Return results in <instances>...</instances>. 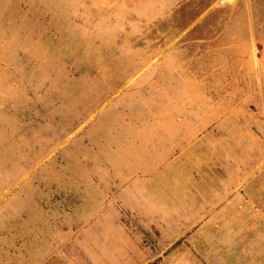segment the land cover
I'll use <instances>...</instances> for the list:
<instances>
[{
	"label": "rangeland",
	"instance_id": "obj_1",
	"mask_svg": "<svg viewBox=\"0 0 264 264\" xmlns=\"http://www.w3.org/2000/svg\"><path fill=\"white\" fill-rule=\"evenodd\" d=\"M0 264H264V0H0Z\"/></svg>",
	"mask_w": 264,
	"mask_h": 264
},
{
	"label": "crops",
	"instance_id": "obj_2",
	"mask_svg": "<svg viewBox=\"0 0 264 264\" xmlns=\"http://www.w3.org/2000/svg\"><path fill=\"white\" fill-rule=\"evenodd\" d=\"M178 109H180V108H178Z\"/></svg>",
	"mask_w": 264,
	"mask_h": 264
}]
</instances>
